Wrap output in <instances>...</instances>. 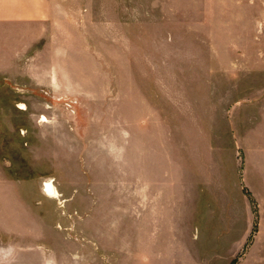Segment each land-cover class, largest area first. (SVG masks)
Listing matches in <instances>:
<instances>
[{
  "label": "rangeland",
  "instance_id": "1",
  "mask_svg": "<svg viewBox=\"0 0 264 264\" xmlns=\"http://www.w3.org/2000/svg\"><path fill=\"white\" fill-rule=\"evenodd\" d=\"M80 1H88L97 18L85 26L87 39L78 41L96 53L83 57L92 81L78 88V99L47 104L40 99L45 89L16 91L0 78V178L14 176L39 209L20 217L19 264H58L49 256L64 257V239L74 251L68 264L76 257L78 264H122L123 242L139 240L136 228H119L110 234L113 248L100 250L93 262L86 211L66 210L65 198L55 197L54 204L38 198L36 178L54 170L43 166L48 140L36 124L48 114L65 116L72 134L78 116V149L84 147L78 177L84 183L90 144L98 138L120 148L122 162L130 161L125 180L132 186L138 157L129 146L137 147L139 131L154 127L157 116L164 131H177L174 264H264V113L256 114L251 104L264 94V0ZM54 178L41 181V193L47 181L57 187ZM8 238L0 232V239Z\"/></svg>",
  "mask_w": 264,
  "mask_h": 264
},
{
  "label": "crops",
  "instance_id": "2",
  "mask_svg": "<svg viewBox=\"0 0 264 264\" xmlns=\"http://www.w3.org/2000/svg\"><path fill=\"white\" fill-rule=\"evenodd\" d=\"M94 14L88 1L0 0L1 82L16 91L45 89L47 95L39 98L47 104H55L68 96L78 99V88L88 86L85 81H92V77H87L90 70L83 64V57L96 55L90 47H79L78 41L87 39L89 33L85 26L97 18ZM24 96L26 101L30 100L31 96ZM251 104L256 114L264 113V94ZM48 115L50 121L37 119L39 124H36L48 140L44 148L48 157H44L47 161L43 166L54 170L40 173L36 178L34 190L38 198L55 203L57 198L40 192L41 181L55 177L60 197L65 198L66 210L74 207L86 211L92 232L93 262H99L100 250L113 248L111 233L119 228L128 231L136 228L139 240L134 245L131 241L123 242L122 264H174L179 248L177 239H173L179 215L178 156L173 139L177 131H164L157 116L154 127L139 131L137 147L131 145L128 149L137 152L138 157V180L133 186L125 180L130 161L122 162L117 154L120 148L97 138L90 144V177L84 183L78 177V167L80 173L84 167L83 144L78 149V116L74 117L72 134L63 121L65 116L59 120L56 115ZM16 131L11 128L10 135H16ZM67 135L75 140L74 144H67ZM0 166L4 168L2 161ZM29 198L27 193L21 194L14 176H1L0 232L10 238L0 239V264H19V243L15 237L20 230V217L39 210L27 201ZM56 214L68 224V219L58 210ZM73 227L78 230V219ZM48 230L55 231V223H48ZM68 242L65 239L60 242L64 257L56 260L49 256L48 262L68 264L74 254ZM77 258L74 264H78Z\"/></svg>",
  "mask_w": 264,
  "mask_h": 264
},
{
  "label": "bare ground",
  "instance_id": "3",
  "mask_svg": "<svg viewBox=\"0 0 264 264\" xmlns=\"http://www.w3.org/2000/svg\"><path fill=\"white\" fill-rule=\"evenodd\" d=\"M43 119L47 120L48 118H47V116L44 115ZM45 190H46L47 194H49L53 197H60V192L52 181H47L45 183Z\"/></svg>",
  "mask_w": 264,
  "mask_h": 264
}]
</instances>
